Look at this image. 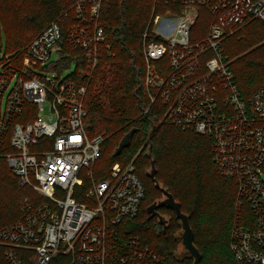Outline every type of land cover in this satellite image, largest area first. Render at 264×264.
I'll return each instance as SVG.
<instances>
[{
	"label": "built area",
	"instance_id": "2783aa9c",
	"mask_svg": "<svg viewBox=\"0 0 264 264\" xmlns=\"http://www.w3.org/2000/svg\"><path fill=\"white\" fill-rule=\"evenodd\" d=\"M108 1L78 0V22L67 32L70 46L84 53L87 83L56 70L64 39L59 21L27 45L20 61L0 51V156L19 185L43 199L23 197L20 219L0 229L8 264H170L139 236L121 237L120 226L138 215L146 195L134 163L116 162L103 180L92 174L106 136L88 134L85 100L100 60L113 54L100 24ZM161 3L180 12L160 13ZM200 7L211 16L204 32L196 29ZM256 20L264 22V0H154L142 36L144 113L161 112L159 122L210 137L216 172L236 181L238 264H264V84L242 93L224 42ZM28 104L36 115L23 121ZM84 174L92 181L85 202L75 196ZM243 204L254 225L241 224Z\"/></svg>",
	"mask_w": 264,
	"mask_h": 264
},
{
	"label": "trees",
	"instance_id": "16d2710c",
	"mask_svg": "<svg viewBox=\"0 0 264 264\" xmlns=\"http://www.w3.org/2000/svg\"><path fill=\"white\" fill-rule=\"evenodd\" d=\"M78 0H0V31L6 40L5 54L17 61L23 57L27 45L51 22L59 21L64 31L62 57L56 70L62 72L73 65L71 74L87 83L84 53L66 40L67 32L78 22L74 14ZM154 0H109L102 7L100 24L104 27L113 54L100 60L89 84L85 100V126L90 136L104 134L101 157L92 166L95 180L110 176L112 166L131 162L143 180L146 195L137 216L127 218L120 226L122 239L137 235L154 250L168 256L170 264H192L182 245V225L175 212L167 206L157 209L165 219L148 213V207L165 196L167 189L189 216L195 233V244L202 259L200 264H238L232 250V229L237 219V184L235 179L219 175L213 163L210 137L185 131L159 122L161 112L145 114L149 105L144 87L145 60L142 36L151 16ZM176 4L161 3L160 13H179ZM211 16L200 7L196 29L206 31ZM1 51V50H0ZM224 52L231 60L235 80L245 96L252 95L264 84V22H251L241 34L228 37ZM23 121L35 117L29 109ZM31 111V112H29ZM132 131L128 143L119 153L123 137ZM9 143L2 152L9 150ZM152 161L155 177H151ZM92 181L84 174V182L75 196L87 201V188ZM29 197L42 201L32 189L19 185L5 158L0 156V229L21 216V199ZM240 222L254 225V215L243 204ZM183 247V248H182ZM7 246L0 243V264H8ZM181 249L183 252H181ZM184 254L185 256L181 255Z\"/></svg>",
	"mask_w": 264,
	"mask_h": 264
},
{
	"label": "water",
	"instance_id": "95a60500",
	"mask_svg": "<svg viewBox=\"0 0 264 264\" xmlns=\"http://www.w3.org/2000/svg\"><path fill=\"white\" fill-rule=\"evenodd\" d=\"M131 134H132V131L127 133L123 137L117 149V153H119L120 150L127 145ZM155 173H156L155 164H154V161H152V170L150 174H151L152 179L156 183V185L160 187L159 183L156 180ZM161 189L165 197L162 200L155 202L151 206H149L148 213L154 214L156 217H158V219L160 220L162 224H165L166 219L161 214H159L157 209L162 206H167L168 208L172 209L175 212L176 216L181 221V225L183 229L181 240H182L183 247L194 258L192 264H200V261L202 259V254L194 242L195 233H194L193 228L191 227L189 216L182 211L180 203L175 200L174 196L167 189L162 188V187Z\"/></svg>",
	"mask_w": 264,
	"mask_h": 264
},
{
	"label": "rangeland",
	"instance_id": "374dc122",
	"mask_svg": "<svg viewBox=\"0 0 264 264\" xmlns=\"http://www.w3.org/2000/svg\"><path fill=\"white\" fill-rule=\"evenodd\" d=\"M0 50H1L2 54H4L6 52L5 51L6 50V40H5L4 34L1 31H0ZM56 57H57V54H56V52H54L52 60H55ZM74 70H75V65H73L72 67H70V68L66 69L65 71H63V74L62 75L64 77H66L68 75H71L74 72ZM37 72L38 73H45V71L43 69H40V68H37ZM46 108H47V106H46ZM46 114H47V112H44L43 113V116H45ZM182 232H183V229L181 231V235H182ZM181 246H183V245H181ZM184 251L187 252V250L185 248H184ZM181 252H183L182 249H181ZM181 252H180V254L183 255V256H185ZM188 255L190 256V259L192 258L191 260L193 261L194 258L190 255V253H188Z\"/></svg>",
	"mask_w": 264,
	"mask_h": 264
}]
</instances>
